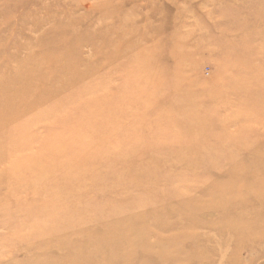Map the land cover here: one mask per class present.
<instances>
[{"label":"rangeland","instance_id":"374dc122","mask_svg":"<svg viewBox=\"0 0 264 264\" xmlns=\"http://www.w3.org/2000/svg\"><path fill=\"white\" fill-rule=\"evenodd\" d=\"M31 52L56 64V113L35 155L0 126V264H264V0H0V82ZM78 124L95 150L54 154ZM246 208L259 237L237 242Z\"/></svg>","mask_w":264,"mask_h":264},{"label":"bare ground","instance_id":"6f19581e","mask_svg":"<svg viewBox=\"0 0 264 264\" xmlns=\"http://www.w3.org/2000/svg\"><path fill=\"white\" fill-rule=\"evenodd\" d=\"M54 52H55L54 49H43V53L46 55V57L54 56ZM55 65L56 64H54V62L51 60L44 62L40 58H36L34 55V52H31V54L25 59H23L21 62V67H22L21 73L6 74L5 78H12V79H10V81L6 80L5 82H8L7 84H4L5 82L3 83L2 81L0 82V103H5V104L10 105V110H11L10 112H6V114L4 112H0V126L4 127L8 123H10L11 127L10 126L8 127L9 131H8V135L6 139L9 140L10 138L12 142H14L13 146L17 149L23 148L22 146L34 147L35 152L33 155L44 150L43 147H41L40 149L39 145L37 146L34 145L35 143L40 142L39 140H41V136L35 133L33 130V126L35 122L41 119L43 116L52 117L56 113L55 112L56 109H54L53 106L55 102L57 101V98L54 96V94L56 93V89L60 82L57 76L58 73L54 70ZM93 67H94L93 62L91 63L90 61H85L86 69L81 72L82 76H84L85 74L91 73ZM52 70H54L55 72H53ZM132 72L136 75V67L133 68ZM147 72H150V71L143 70V72L140 74L146 75ZM49 75L51 76V81L45 82V79ZM12 83L20 84L21 87L25 86V88L27 89L23 90L19 94H13L10 91V89L6 87V86L12 85ZM29 91H34V99L32 100H28L29 98H27ZM27 100L30 101L31 103H28ZM20 102H22L23 106H20L18 104ZM43 106H45V108L43 112H41L42 111L41 108H43ZM107 106L112 107L111 104ZM33 107L37 110L36 114L34 115V118L28 122H24L20 120L19 116L22 113H24L25 110L27 111ZM104 108L107 109L106 106H104ZM101 110L102 109H100L98 105L95 108H92L90 110H87L86 112H83L81 115V119L83 120L86 117H88L90 121L89 120L87 121L86 119L83 122L87 121V123L92 125L93 122L97 121L96 119L97 112ZM105 120L107 122L108 118H105ZM111 121L114 122V118H112ZM134 123H136V121H134ZM81 128L82 127H80L78 124V127L69 133V137L66 139L67 141H60V143L62 144L61 145L62 149L57 148L53 150L54 154L68 155V154H78L79 152L85 151L84 147L86 146L73 147L71 144V142L74 141L76 138H80L83 134H87L90 132L89 129L82 130ZM48 138H52V137H48ZM46 141L50 142V140H46ZM210 143L213 145L212 140L210 141ZM44 146H49V143ZM205 149H207V145L205 146ZM87 150H88V147H86V151ZM90 150H95V149L90 148L88 151ZM100 151H103V149ZM126 152L127 151L122 152V153H124V155H128L129 153L125 154ZM130 153H131V156H133L136 153V148L130 150ZM104 155H105V151L101 152V156H104ZM94 156L98 157V155H94ZM177 160L178 159H175L171 163L176 162ZM60 162L62 161L60 160ZM56 163H58V161L53 159L46 165H43L40 171H38L34 177L28 178L26 185H32L31 187H34L39 183L46 182L48 180L50 172L55 169L54 167ZM168 164L169 163L167 162L165 165L163 163L162 167L163 165L164 167H166L168 166ZM158 165L159 163L156 162L155 167H157V169L155 171L151 170L143 174V176H141L140 178L143 181L146 180L147 178V179H150V181L154 182V180L158 178V177L156 178L155 174L162 170L161 165L159 166ZM48 166H51V168H47ZM95 173L96 172H94V174ZM50 182H52V180H50ZM259 186H261V182H256L254 185V187H256L257 189H259ZM242 188L243 186L241 184H238L233 188V190L231 189L232 201L237 200L238 196L236 195V193L240 192ZM256 188L254 189L257 190ZM256 196H260L262 197V200H264V191H261L254 195V197ZM192 205H195L193 201H192ZM253 216H258V215L251 210L248 211L246 208V209H243L235 213V218L227 221L228 230L232 232V235L235 237L237 242H242L245 239H250V238L253 240L258 239L259 233L254 231L255 228H258V227H256L255 226L256 224H254V222L252 221ZM153 260L159 261L157 258L155 259L153 258Z\"/></svg>","mask_w":264,"mask_h":264}]
</instances>
